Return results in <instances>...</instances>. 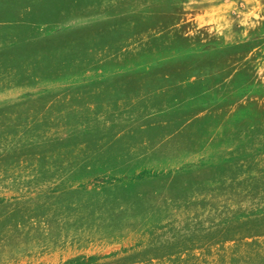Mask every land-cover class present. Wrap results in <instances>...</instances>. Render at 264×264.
Segmentation results:
<instances>
[{"label":"rangeland","instance_id":"obj_1","mask_svg":"<svg viewBox=\"0 0 264 264\" xmlns=\"http://www.w3.org/2000/svg\"><path fill=\"white\" fill-rule=\"evenodd\" d=\"M0 264H264V0H0Z\"/></svg>","mask_w":264,"mask_h":264}]
</instances>
